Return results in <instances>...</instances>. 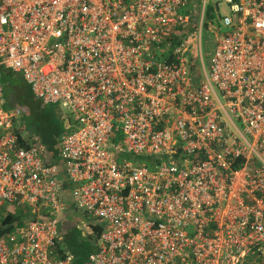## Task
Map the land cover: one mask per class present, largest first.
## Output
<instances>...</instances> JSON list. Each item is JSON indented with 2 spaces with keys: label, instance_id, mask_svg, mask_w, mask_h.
Listing matches in <instances>:
<instances>
[{
  "label": "built area",
  "instance_id": "built-area-1",
  "mask_svg": "<svg viewBox=\"0 0 264 264\" xmlns=\"http://www.w3.org/2000/svg\"><path fill=\"white\" fill-rule=\"evenodd\" d=\"M191 1L0 0V67L74 117L58 166L0 82V208H31L0 264H74L70 204L101 226L87 264H264V0Z\"/></svg>",
  "mask_w": 264,
  "mask_h": 264
},
{
  "label": "trees",
  "instance_id": "trees-1",
  "mask_svg": "<svg viewBox=\"0 0 264 264\" xmlns=\"http://www.w3.org/2000/svg\"><path fill=\"white\" fill-rule=\"evenodd\" d=\"M185 29H187L185 28V25H180L176 29V34H185ZM0 82L3 84L4 88V95L6 98L5 106L7 108L18 107L21 108L23 112V109H25L29 100L33 98L31 90L23 78L19 74H14L10 70L0 67ZM36 101L39 103L40 107L44 105L40 101ZM24 127L26 130L28 129L31 134V130L34 131V136L37 138V141L42 143L47 151H49L53 163L61 166V158L59 157V145L61 138L59 139V136L64 132V130L61 132V128L58 123H52L49 121L46 123L45 116L40 110H37L29 127ZM30 214V207H26L25 209L14 208L13 211H9L7 214H4L0 219V234L10 230L13 224L21 225L24 219L29 218ZM92 227L93 232L89 235L81 234L79 237L75 238L68 237L67 233L63 235V240L61 241L59 247L66 248L67 251L74 256V264H87L88 254L94 250V244L101 230V226L95 224Z\"/></svg>",
  "mask_w": 264,
  "mask_h": 264
},
{
  "label": "rangeland",
  "instance_id": "rangeland-1",
  "mask_svg": "<svg viewBox=\"0 0 264 264\" xmlns=\"http://www.w3.org/2000/svg\"><path fill=\"white\" fill-rule=\"evenodd\" d=\"M208 1H207V6L204 9V17L202 21V29L200 34V44H201L202 54L204 57L203 63L206 67V70H208V60H209V56L212 53V47L214 41V34L211 31V27H214V29H216V31H218L219 33L223 32L224 28L221 26V23L219 22V15L222 16L227 11V7L225 4L219 2L217 4L218 5V11H217V6H215L216 4L214 5L212 4L211 1H210L211 3ZM195 4H196L195 0L187 3V5L183 7V13L185 15L192 17V13L195 12ZM197 19L198 18H196V20ZM198 27H199V22L196 23V28ZM198 41H199L198 35L192 38L188 47L189 50L188 52H186L187 58L189 59L192 58L194 54L195 45H197ZM36 100L34 99V97L30 99L29 103L25 106V109H23L22 124L24 126L29 127V125L33 120V116L35 112L37 110H40L41 113L45 116L46 123L48 121L52 123L53 122L58 123L59 127L61 128V132L64 130V132L61 133L59 136L60 139L61 136L67 132L66 129L67 122L73 123L74 117L67 114V109H65L59 104H48L40 107L39 103ZM31 132L34 135V131L31 130ZM142 160H145L146 165L150 166L148 160L141 159V161ZM8 209H9L8 206L0 208V219L3 217L5 211H7ZM63 217H64L63 222L66 224L64 230L66 231L68 237L75 238V237H79L81 234L82 235L84 234L82 231L83 226L81 223V220L84 218L78 213V211L73 207L72 204H70L68 208L63 212Z\"/></svg>",
  "mask_w": 264,
  "mask_h": 264
},
{
  "label": "crops",
  "instance_id": "crops-1",
  "mask_svg": "<svg viewBox=\"0 0 264 264\" xmlns=\"http://www.w3.org/2000/svg\"><path fill=\"white\" fill-rule=\"evenodd\" d=\"M189 25V24H188ZM190 26V25H189ZM191 27V26H190ZM188 30H186V32H187ZM199 42V41H198ZM198 44V43H197ZM196 47H197V45H195ZM212 49H213V47H212ZM194 54H195V49H194ZM193 54V55H194ZM212 54V53H211ZM211 56V55H210ZM209 56V57H210ZM191 59H193L194 60V66H193V69L195 70L196 69V67L199 65V63H201V61H202V63H203V59H204V57H203V54H202V57H201V59L199 58V56H196V57H193L192 56V58ZM209 61V60H208ZM203 65H204V63H203ZM205 66V65H204ZM206 68V67H205ZM66 232H64V234H65Z\"/></svg>",
  "mask_w": 264,
  "mask_h": 264
}]
</instances>
